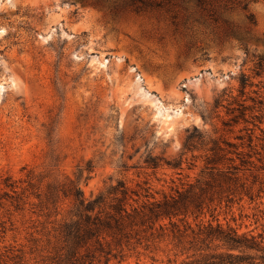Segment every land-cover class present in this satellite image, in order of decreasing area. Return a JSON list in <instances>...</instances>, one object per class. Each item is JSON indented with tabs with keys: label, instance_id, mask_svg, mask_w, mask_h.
I'll list each match as a JSON object with an SVG mask.
<instances>
[{
	"label": "rangeland",
	"instance_id": "1",
	"mask_svg": "<svg viewBox=\"0 0 264 264\" xmlns=\"http://www.w3.org/2000/svg\"><path fill=\"white\" fill-rule=\"evenodd\" d=\"M262 57L264 0H0V264L61 256L70 201L46 203L47 184L83 170L86 197L123 181L158 199L214 145L239 176L219 220L264 237ZM170 240L124 238L111 263L163 264Z\"/></svg>",
	"mask_w": 264,
	"mask_h": 264
},
{
	"label": "trees",
	"instance_id": "2",
	"mask_svg": "<svg viewBox=\"0 0 264 264\" xmlns=\"http://www.w3.org/2000/svg\"><path fill=\"white\" fill-rule=\"evenodd\" d=\"M247 17L253 21L252 14ZM258 65L264 67V57ZM245 81L242 76V86ZM219 149L216 145L210 148L213 154L206 158L207 165L193 182L158 199L149 194L147 187L131 190L123 181L86 197L79 184L83 170L75 180L66 177L47 184L43 193L46 203L57 208L63 199L70 201L67 215L56 229L62 253L55 264H113L112 259L122 260V249L117 247L122 240L128 241L140 232L172 239L174 257L163 264H264L262 234L238 233L219 220L217 210L222 203L230 206L239 180L238 167L217 164ZM144 162L153 168L159 166L154 156H147ZM32 179L27 174L28 185ZM14 183L7 186L15 192ZM34 194L37 198L42 195L39 190ZM206 214L209 218L205 219Z\"/></svg>",
	"mask_w": 264,
	"mask_h": 264
}]
</instances>
